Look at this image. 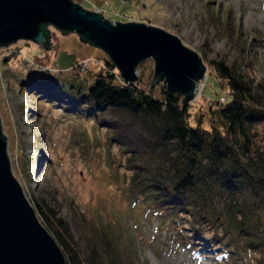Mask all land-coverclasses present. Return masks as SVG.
<instances>
[{
  "label": "rangeland",
  "instance_id": "rangeland-1",
  "mask_svg": "<svg viewBox=\"0 0 264 264\" xmlns=\"http://www.w3.org/2000/svg\"><path fill=\"white\" fill-rule=\"evenodd\" d=\"M72 1L108 20L157 26L176 34L182 44L198 53L206 71L190 101L191 119H202L210 99L226 90L211 60L223 59L264 84V0ZM50 28L53 51L26 40L0 49L2 134L11 171L28 201L52 205L77 239L84 236L87 222L108 224L133 264H229V248L210 235L193 237L184 220L179 235L170 227L172 218L156 216L142 198L130 197L124 151L109 139L106 126L87 115L74 97L67 93L52 99L48 93L35 94V78H58L55 89H60V80L92 79L109 59L101 48L81 42L78 34L62 35L59 29ZM59 52L75 56L67 70L54 66ZM84 59L92 60L89 73L80 69ZM153 71V59L143 60L137 66V82L149 89ZM155 92L161 93V88L155 86ZM257 128L264 147V123ZM180 215L186 216L184 212ZM259 252L249 251L242 259L246 264H261Z\"/></svg>",
  "mask_w": 264,
  "mask_h": 264
},
{
  "label": "trees",
  "instance_id": "trees-1",
  "mask_svg": "<svg viewBox=\"0 0 264 264\" xmlns=\"http://www.w3.org/2000/svg\"><path fill=\"white\" fill-rule=\"evenodd\" d=\"M209 63L226 90L210 99L202 119H191L190 102L179 93L164 96L125 83L109 59L90 80H60L55 89L58 78H35L33 91L52 99L68 93L106 126L124 151L130 197L172 218L174 232L180 235L186 221L193 237L210 235L229 248V264H246L242 254L259 250L264 264V147L257 128L264 123V84L223 59ZM33 207L65 264H133L108 224L87 222L77 239L52 205L35 201Z\"/></svg>",
  "mask_w": 264,
  "mask_h": 264
},
{
  "label": "water",
  "instance_id": "water-1",
  "mask_svg": "<svg viewBox=\"0 0 264 264\" xmlns=\"http://www.w3.org/2000/svg\"><path fill=\"white\" fill-rule=\"evenodd\" d=\"M50 26L101 48L125 83L137 82V66L152 58L150 92L157 86L164 96L179 93L188 103L205 78L201 56L157 26L108 20L72 0H0V49L26 40L53 51ZM54 60L56 68L67 70L75 56L59 52ZM2 129L0 119V264H65L60 246L11 171Z\"/></svg>",
  "mask_w": 264,
  "mask_h": 264
},
{
  "label": "built area",
  "instance_id": "built-area-1",
  "mask_svg": "<svg viewBox=\"0 0 264 264\" xmlns=\"http://www.w3.org/2000/svg\"><path fill=\"white\" fill-rule=\"evenodd\" d=\"M92 60L91 59H84L80 62V69L83 71H87V69L89 68V65L91 64ZM77 70H78V66ZM200 86V82L198 83L197 87Z\"/></svg>",
  "mask_w": 264,
  "mask_h": 264
},
{
  "label": "bare ground",
  "instance_id": "bare-ground-1",
  "mask_svg": "<svg viewBox=\"0 0 264 264\" xmlns=\"http://www.w3.org/2000/svg\"><path fill=\"white\" fill-rule=\"evenodd\" d=\"M170 5H171V3H170Z\"/></svg>",
  "mask_w": 264,
  "mask_h": 264
}]
</instances>
